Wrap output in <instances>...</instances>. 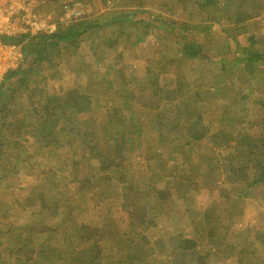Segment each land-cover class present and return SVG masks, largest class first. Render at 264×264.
Returning <instances> with one entry per match:
<instances>
[{
	"label": "rangeland",
	"instance_id": "374dc122",
	"mask_svg": "<svg viewBox=\"0 0 264 264\" xmlns=\"http://www.w3.org/2000/svg\"><path fill=\"white\" fill-rule=\"evenodd\" d=\"M67 1L76 2L84 13L101 18L108 14L131 12L129 6L124 7V0ZM255 1L252 3L257 5L260 15L244 23L246 33L235 35V28L231 34L235 36L234 43L238 48L246 45L248 35L255 34L258 47L264 51V0ZM200 2L202 0H150L145 10L152 14L155 22L150 23V30L138 43H135L134 30L131 31L124 23L121 27L92 32L94 39L84 37L77 49L61 44L62 54L56 57L57 65L52 69L43 65L39 74L42 79L46 77L43 92L63 96L64 102L69 99L63 104L61 113L69 119L68 124L78 120L77 130L69 132L62 128L58 131L50 123L52 134L38 127L33 132L37 135L36 139L31 138V133L23 134L18 125L10 120L21 113L25 96L16 93L14 98H9L6 93L7 98L2 97L0 105L8 103L9 114L4 127L5 158L14 162L15 168H10L14 170H10L12 172L3 167L0 169V247L4 248L8 243L12 246L17 233L22 237L29 235L30 226L37 221L50 226L57 224L59 218L49 214V218L42 219L43 216H38V205L30 206V202H37L38 195L42 192L47 194L49 187L53 188L56 182V188L66 200L71 201L72 208L71 217L63 220L56 229L58 234H72L73 242L67 244L63 239H56L50 242V246L52 250L57 246L74 250L73 264H89L94 255L102 264L103 261L104 264H123L122 249L127 256L137 259L135 264H194L198 251L206 254L214 245L213 240H202L197 236L195 223L217 215L222 217V226L229 225L230 229L225 233L229 244L237 241L240 234L244 239H256L255 247L260 253L264 252V189L256 188L245 197H234L230 190L235 183L228 174V167L221 166L218 185L228 190L230 207L216 189L213 192L185 190L170 203L166 212L153 205L154 193L148 192L145 187L173 191L176 182L183 177L194 173L200 177L205 169L200 157L223 156L233 152L230 138L239 132L249 137L239 147V155L264 153L263 69L257 67L254 71L245 69L243 72L235 67L228 54L225 32L232 28V23L225 19L218 23L204 21V14L197 5ZM217 2L220 6L223 3L232 5L235 0ZM44 7L41 10L43 15L59 12L58 8L46 11ZM144 15L138 13L134 18H144ZM203 21L210 27L209 30L185 34V40L198 44L208 57L202 61L188 60L175 50L181 48L184 41L176 30L172 31L170 22L198 27ZM104 36L116 37L119 42L117 48L103 49L101 46L102 53L99 49L92 52L89 46L101 43L100 38ZM201 72L204 76L193 82L194 75ZM179 73L184 77L183 88L188 98L193 99L194 109L202 117L199 128L192 134L197 139L184 151L159 145L151 129L155 113L164 114V119L174 121L181 118L185 111L182 102H164L155 93L165 80L173 81ZM241 76L244 78L238 81ZM72 91L76 95L70 99ZM243 93L247 95L246 99L241 98ZM128 113L134 114L143 124L141 143L125 147L120 154H116L114 145L123 139L124 127L129 122ZM170 155L175 159H170ZM16 156L19 159L13 161ZM111 157L125 168L122 174L105 168ZM71 159L78 162L75 167L70 166ZM249 173L255 174L252 170ZM97 186L100 188L96 196L103 190L110 196L104 199L93 197L90 191ZM141 187L143 192L136 194ZM81 193H85L83 197ZM132 207L143 210L154 219V224L144 229L136 214L129 210ZM103 217L113 220L121 237L114 244L105 242L106 249H103V241H99L103 236ZM78 225L89 228L87 242L75 241L79 236V232L75 231ZM186 239L194 241L192 249L176 248L177 241ZM58 253L56 250L51 258L56 261L55 264L62 263L56 260ZM62 255L69 257L66 253ZM1 257L7 259V255L6 258ZM20 259L23 261V256ZM212 261L208 255L207 264H241L235 255L216 263ZM245 261L256 262L252 258Z\"/></svg>",
	"mask_w": 264,
	"mask_h": 264
},
{
	"label": "trees",
	"instance_id": "16d2710c",
	"mask_svg": "<svg viewBox=\"0 0 264 264\" xmlns=\"http://www.w3.org/2000/svg\"><path fill=\"white\" fill-rule=\"evenodd\" d=\"M106 2L105 0H103ZM110 1V0H108ZM150 0H124V7H130L131 12L119 13L116 15H104L103 18L94 16L91 14L84 13L83 17L77 21L71 22L67 26H58L57 31L52 35H39L31 39L24 48V63L17 70L8 73L2 83L0 89V100L2 97L9 94V98H14L16 93H22L25 96V105L21 109V113L15 115V119H10L13 123L18 125V130H22L23 134L29 135L36 139L37 135L35 128L40 127L43 132L52 134L49 124H54L58 131H61L62 128H65L70 132V130L78 129V120H72L68 124L69 119L62 115V107L64 103L63 96L53 95L46 92H43L44 89V79L40 78V68L45 65L46 68H53L57 65L56 57H61V44H66V46H72L78 48L79 44L82 43L84 37L87 39H94L95 36L91 35L94 31H101L108 27H121L125 23L130 27V30H134L135 33V43H138L143 39V37L150 30V23L155 22L153 16L150 12L146 11L145 8L148 7ZM70 1L67 0H45L46 11H54L55 9H62L66 4H69ZM250 2L249 5L245 4ZM255 0H235V2L230 4H218L217 0H202L198 3L200 10L204 14V21L208 23L221 22L223 19L232 23V28L227 29L226 40L229 45V53L231 55L230 60L235 67H239L240 70L244 72L247 70H255L257 67H261L264 73V51L260 49L257 45L258 40L255 34H250L246 37V45L238 48L236 43H234V38L231 34V31L236 28L235 35H240L246 33V27L244 25L250 19L258 17L260 11H258L257 5L254 6L253 3ZM145 10V11H144ZM144 15V18H139L135 20L137 14ZM204 21L198 27L190 26L185 23H180L177 25L175 22H170L172 24V31L176 30L177 35L183 38V44L181 48L177 47L175 50L178 53H181L188 60L202 61L207 59V55L203 53L200 49V46L195 42H190L185 40V34H192L193 31L207 32L209 26H206ZM123 28V27H122ZM141 30V31H140ZM170 31V32H172ZM140 33V34H139ZM89 35L88 37H86ZM144 35V36H143ZM116 37H107L104 36L101 39V43H96L95 46L90 45L89 48L93 52L95 49L101 51V46L103 49H116L119 45V42L116 41ZM6 42H20L22 38L18 39H4ZM102 44V45H101ZM102 53V51H101ZM95 57H99L95 53ZM97 59V60H98ZM242 66V67H241ZM165 68H163V72ZM177 78L173 81L165 80L163 86L156 88L155 93L160 95L164 102H178L183 103L185 106V111L181 115V118L174 121H168L164 119L166 116L161 113H155L154 125L151 127L153 133L156 134V141L159 145L165 146L174 151L183 150L194 143V140L197 139L196 135H192L197 128L200 126L202 120L201 114L199 111H195L194 105L195 102L192 98H188L183 86H184V77L179 73ZM204 73L199 75L195 74L192 78L193 82H198L201 79ZM150 78V76H148ZM241 76L238 78L240 81ZM10 82L8 87L6 84ZM241 90H239L240 92ZM75 91L69 93V98L73 99L75 97ZM247 95L243 93L241 95L242 99H246ZM67 100V99H66ZM8 103L0 105V169L5 168L7 171H14L10 168H15L14 162H10L5 158L6 156V144L4 138V127L8 121ZM127 112H129L127 110ZM129 122L126 123L124 127V136L120 143L114 145V151L116 154H120L125 147H130L133 145L140 144L141 141V130L143 124L140 123L139 119L135 115L128 113ZM135 121V122H134ZM12 123V124H13ZM68 124V125H67ZM68 126L69 128L67 129ZM38 132V131H37ZM39 133L41 131L39 130ZM263 136V135H262ZM260 136L259 138H262ZM196 137V138H194ZM248 135L245 133H237L230 138V148L233 152L228 153L227 155H202L200 157V162H204L205 169L202 171L203 174L197 175L192 174L190 176L183 177V179L178 180L176 183V188L173 191L170 190H158L153 187H147V190L153 192V205L160 207L161 210L168 212V206L174 199L179 197L182 191L194 190H208L213 192V190L219 191V196L225 201V204L230 207L229 201L230 197L228 195V190L224 186L218 185V178L221 172V166L228 167V174L232 176V182L235 183V187L230 190L234 197L240 196L245 197L256 188L264 189V153H247L243 155L238 154L239 147L247 140ZM258 138V137H257ZM263 140V139H262ZM76 152V149L73 148ZM83 151V150H82ZM17 157V156H16ZM199 157V156H198ZM170 159H175L173 155L169 156ZM17 159L13 161H17ZM72 160V159H71ZM3 162H6V165H3ZM121 163V162H120ZM119 161L115 158H110V161L106 163V169H114L116 174H122L125 171V168L121 166ZM78 164L76 161H71L70 166L75 167ZM254 171L255 174L250 175L249 171ZM10 171V172H12ZM118 175V176H119ZM128 177V176H127ZM126 177V178H127ZM48 193H40L38 195V201L30 202V206L38 205V216L42 219H47L50 217L49 214H53L55 218H59L56 225L50 226L46 223H41L37 221L30 226V234L26 237H22L21 234L16 235V241L12 243V246H9V243L3 248L0 247V264H55L52 256L57 250L58 257L57 261L62 262L61 264H73L74 260V250L66 249L64 247L57 246L56 249L50 246V242L56 239H63L69 244H72V234L59 233L56 228L59 227L60 223L66 218L71 217V201L65 199L64 194L62 195L57 189V184L51 188ZM100 186L97 188L94 187L90 192L93 194V197H102L103 199L106 196H110L109 193H100L99 196H96V191L99 192ZM137 190L136 194L143 192ZM155 190V192H154ZM68 191V190H67ZM85 193H81V197ZM62 195V197H60ZM127 208V206H125ZM129 210L136 214L140 220V225L146 229L149 225H153L154 219L148 217L143 210L137 209V207L129 208ZM62 211V214H61ZM58 212V213H57ZM57 213V215H55ZM230 213V211H229ZM57 216V217H56ZM53 217V218H54ZM231 217L228 214V221L230 222ZM222 217L208 218L202 222L195 223V230L197 236L200 239L213 240L214 245L212 249L204 252H197V259L194 264H207L206 259L211 258L213 261L211 263L219 262L223 259H228L231 256H237L241 264H264V252L260 253V250L255 247L254 243L256 239H236L237 241L230 243L226 240L225 233L229 231V225L222 226ZM101 227V232L103 236L99 238L100 243L103 241V249H106L105 242H114L119 237L118 228L114 226L112 219L103 217ZM34 228V229H32ZM88 227L85 225H78L75 227V231L79 232V236L75 238V241L81 243L80 241L87 242V231ZM121 237L118 238L120 240ZM60 242V240H59ZM128 244V241H126ZM29 244V245H25ZM193 240L186 239L185 241H177L178 249L190 250L193 247ZM24 244V245H22ZM229 244V245H227ZM129 245V244H128ZM70 248L71 246L68 245ZM264 248V244H262ZM25 249V250H24ZM24 250V251H23ZM124 249L121 251V258L123 264H135L137 259L130 258L124 253ZM6 253V254H5ZM66 253L69 257H63L62 254ZM21 254V255H20ZM4 256L7 259H3L1 256ZM23 256V261H20V257ZM247 258H252L256 262L251 263L250 261H245ZM9 259V261H8ZM127 259V260H126ZM129 262V263H128ZM89 264H102L101 261L97 260L96 255L93 256L92 261ZM104 264V261H103ZM107 264V263H105ZM109 264V263H108ZM138 264V263H137Z\"/></svg>",
	"mask_w": 264,
	"mask_h": 264
},
{
	"label": "built area",
	"instance_id": "2783aa9c",
	"mask_svg": "<svg viewBox=\"0 0 264 264\" xmlns=\"http://www.w3.org/2000/svg\"><path fill=\"white\" fill-rule=\"evenodd\" d=\"M75 3L66 4L57 14L43 15L45 0H0V89L6 75L24 63V48L31 39L52 35L58 26L83 17V9ZM18 38L22 40H4Z\"/></svg>",
	"mask_w": 264,
	"mask_h": 264
}]
</instances>
